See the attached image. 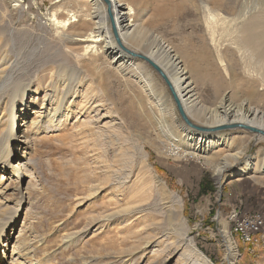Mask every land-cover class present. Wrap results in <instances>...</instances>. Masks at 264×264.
Wrapping results in <instances>:
<instances>
[{"label": "rangeland", "instance_id": "1", "mask_svg": "<svg viewBox=\"0 0 264 264\" xmlns=\"http://www.w3.org/2000/svg\"><path fill=\"white\" fill-rule=\"evenodd\" d=\"M13 1L0 0V30L5 31L0 36V57L17 75L24 73L33 80L49 76L67 55L70 67L92 77L81 92L89 86L93 98L100 97L103 103L98 125L85 127L93 123L95 114H82L76 107L79 98L64 126L39 135L26 126L43 113L45 91L35 81L24 106L16 103L15 135L26 118L22 129L27 131L31 149L26 150L29 165L21 179L12 169L1 172L0 167L5 186L9 185L0 192V221L15 218L1 238L0 264H202L187 249L190 241L213 264H230L226 242L239 248L233 264H264V248L252 252L230 235L234 209L264 217V171L230 177L237 165L227 170L223 182L214 174L222 157L243 150L242 161L257 156L254 164L262 168L264 140L246 144L254 132L223 130L219 132L228 133L230 142L214 146L209 155L194 151L197 141L183 131L193 129L185 124L168 85L151 66L137 60L134 69L125 66L120 71L101 53L103 43L97 44L96 54L86 55L84 44H71L63 37L91 33L95 22L90 17L95 11L91 0H19V8ZM122 1L134 13L131 20L139 40L128 42L132 51L146 53L153 44H164L180 67L187 69L207 114L217 109L223 95L234 106L247 103L248 85L253 81L263 83L258 86L262 98L250 103L264 112V64L253 62L247 47L240 44L241 26L247 24V0H232L231 9H219L212 0ZM58 8L62 19L68 9L77 19L89 20V26H75L60 36L47 22ZM195 120L203 121L199 115ZM18 137L9 144L14 168L24 161L21 142L25 139ZM112 197L119 201H111ZM177 209L184 224L173 217ZM139 210L146 212L137 215ZM149 241L155 243L147 245ZM22 244H27L24 251L30 253L29 261L18 256Z\"/></svg>", "mask_w": 264, "mask_h": 264}, {"label": "bare ground", "instance_id": "2", "mask_svg": "<svg viewBox=\"0 0 264 264\" xmlns=\"http://www.w3.org/2000/svg\"><path fill=\"white\" fill-rule=\"evenodd\" d=\"M91 2L93 3L91 5H93L94 7V9L93 8L92 9L95 10L93 14L91 13L92 16H90L91 20L95 21L91 33L89 32V34L87 35H83L82 33H79L78 35H74V36H72L71 34L70 35L65 34L63 37L67 39V41H69L71 44L73 43L84 44L85 45L84 50L86 55H89L91 53L96 54L98 47H100L97 46V44L103 43L104 46L103 48H101L102 49L101 53H103L106 57L110 58L111 64L117 65V67L120 68V71L123 70L125 66L128 67L134 66L137 60H141L139 59V56L144 57L145 59L155 64L167 77L170 84L174 88L177 100L179 101L188 121L195 127L205 129V132H201L193 128H192L193 130H188L187 128L183 129V131L187 133V136L190 139L192 140L195 139L197 141L198 147L194 148L193 149L194 151L197 150L203 151L205 154L209 155L214 146H217L219 143L221 142L223 143L224 141L225 143L230 142L231 137L230 135H227L228 133L216 131L218 128H223V127L228 128L227 130L241 128L246 131H249L253 129L254 135L246 138L247 140V142H245L246 144H250L253 141L262 142L264 140V112L260 111L261 109L259 110L252 107L250 103L254 99L262 96L258 93L259 92L258 86L261 87L263 83L261 84L258 81L256 82L253 81V83L248 85L249 87L247 92L249 98L247 103L243 102V104L241 105L239 104L238 106H234V104L229 100V98L227 99V96L223 95L218 103L217 109L215 108L216 110L207 114L205 110L206 108L204 109V107L198 101L197 98L198 94L196 95L194 93L195 87L193 81L191 80V77L188 75V72L186 71L187 69L185 70L182 67H180L181 62L178 61L175 55H172V52H170V50L163 48L161 46L162 43L160 45L153 44L152 50H149V52L147 51L146 53H142L138 51L137 53L135 50L132 51L131 47H129L131 43L133 42L135 43L137 42V40H139L138 34H136L137 37L134 35L136 33V30L134 29L136 25H133L134 22L131 20V16L134 15V13L133 10L129 7V5L125 4L122 0H91ZM232 2H233L232 0H212V4L217 6V8L219 9L223 7H227V9L228 8L231 9ZM246 2H247V13H246L247 24H243L241 26L240 44L247 47L246 49L248 52H250L253 62L255 60L262 65L264 64V0H247ZM13 3H15L14 7L17 8L21 7L19 4L21 2H19V0H14ZM59 8L62 9V7ZM239 9H241V6ZM58 10L53 11L50 18H48L47 22H48V27L50 26L54 28L55 30H57L56 32L60 31V36H61V32L63 33L68 32L73 28H75V26L80 29V28H86L90 24L89 20H87L86 18L82 17L81 19V17H78L77 19L75 17V14H70L71 11L68 9L67 11H65L67 13V15H65L66 18L62 19V17H60L62 15L60 13H62L63 9L62 11L60 10L58 11ZM176 10L177 7L172 9L169 14L173 15L176 12ZM242 11L243 10H241V12ZM241 12L240 14H238V16L241 15ZM244 12L246 11L244 10ZM108 14L112 15L113 21H111ZM3 34H5V31L0 30V36H2ZM128 42L131 43L128 45ZM67 54L69 53L67 52ZM71 56L72 54L70 55V57ZM67 58L69 57L65 55L66 61L64 62L62 60L64 62V63L62 62L63 64L61 63V65L57 68H51V70L49 71V76H43V77L41 76L40 78H37L38 77L37 76L35 77L37 78V80H34L35 78L32 80L30 76L23 75L24 73H22L21 75H17V73H15L12 70L13 68L9 65V63H6L5 59L0 57V167H2L1 172H4V169H12V174L15 177H18L17 178L18 180L21 179L19 176L23 174L24 169H26L29 165V159H28L29 155L28 156L26 155V150L31 149L30 140L29 138H27L26 135L27 133L26 129L27 128L32 129L35 135H39L45 133L47 134L49 130L51 131L57 130L60 126L61 127L64 126L65 119L68 121L71 114L70 107L76 104L77 99L79 98L81 100L80 104L76 106L79 109V111H81L82 114L86 113L87 115H89L91 112L95 114L93 123L92 124L87 123L85 127L90 128L93 127V125H98L100 123L102 117H99L100 116L99 108L102 107V103H103L102 99L100 97H98L97 99L93 98V94H92L93 92L91 91L92 88L89 86L87 88L88 90H86L85 93H82L80 90L81 88L83 89V84L87 83L88 78H92V77H88L86 75V72L83 70L70 67V65H68L67 63L68 62ZM58 59H60V57H58ZM143 63L145 65L147 64L145 61H143ZM24 78L25 80H23L22 82L19 81L20 79H24ZM33 82L36 83V86L41 87L42 90L45 91L44 93L45 95L41 100L42 102L41 109L44 111L41 115L40 114L37 115V119L28 123L26 129H22L25 127V124L27 122L25 120L26 118L23 117L22 122H24V125L20 126L21 129L19 128L17 130V134L15 135L16 125L19 124L18 122L19 115L17 116L15 114L16 103L18 102L19 104H23L24 106L26 93L31 90ZM145 85L149 86L148 84ZM25 111L27 115V110L25 109L22 110L23 113ZM198 115L203 120L202 123H198V121L195 120V117H198ZM110 129H113L114 131V128H110ZM19 134L23 135L24 136L23 138L25 139L24 142H21L23 145H25V150L23 153L24 161L18 163V166L14 168L10 164L13 151L9 148V144L12 143L14 139L18 140ZM97 134L99 135V133ZM1 138L2 141L4 138V142L1 141ZM231 145L232 144H229V147ZM225 147H228V145L226 144ZM245 156H246L245 150L236 151L234 153H228L227 155L222 157L221 159L222 163L214 167L215 176L221 182H223L224 175L227 173V170L237 165L239 167L237 168L235 174H230V177H234V175L236 174L239 175L238 177H241V175L248 174L249 171L252 172L254 171L253 172L254 175L263 173L264 166L259 169L258 165L254 164V162L258 159L257 156L256 157L253 156L251 158L246 159L245 161H242L245 158ZM5 180L6 179L2 175H0V192H5L9 187V185L5 186ZM146 187L147 186H145L144 188L146 189ZM163 190H164L163 192L167 193L165 188H163ZM134 191H137V189H135ZM114 193L117 194L119 193V191L115 190ZM174 199L176 200L177 205L180 206L176 197ZM112 200L116 202L119 201L117 200L116 197H112L111 201ZM108 203L110 204V202ZM131 208L133 207H130V209ZM119 209H121V207ZM119 211L118 214H124L125 212V211L123 212L122 211L119 212ZM177 211L178 212H176V214H174L173 217L176 219V221L180 222V224H184L181 218V213L179 212L178 209ZM145 212H146L145 210L144 211L139 210L137 212V215ZM14 219H15L14 217H10L8 219L5 218L0 221V243L5 229L8 227L10 223H13ZM150 241L149 243H147V245H151L152 243H155ZM163 243L162 245H164ZM226 243H228L226 246L227 248L226 259L230 264H233L237 259L236 249L231 244H229L230 242H226ZM188 246L189 247H187V249H189L190 253L196 256L199 259V261H201L202 264H213L211 260H209L200 250H198L192 245L191 241L189 242ZM22 247L23 250L19 251L18 256L20 258H24L26 261H29L30 253L24 251L25 249L27 250V244L24 245L22 244ZM43 263H45V261Z\"/></svg>", "mask_w": 264, "mask_h": 264}, {"label": "built area", "instance_id": "3", "mask_svg": "<svg viewBox=\"0 0 264 264\" xmlns=\"http://www.w3.org/2000/svg\"><path fill=\"white\" fill-rule=\"evenodd\" d=\"M230 221L233 226L230 235L235 236L238 243L247 248L251 247L252 252L264 248V217L260 213L243 215L241 208H236L230 214ZM236 253L239 256L238 247Z\"/></svg>", "mask_w": 264, "mask_h": 264}, {"label": "water", "instance_id": "4", "mask_svg": "<svg viewBox=\"0 0 264 264\" xmlns=\"http://www.w3.org/2000/svg\"><path fill=\"white\" fill-rule=\"evenodd\" d=\"M110 19L111 21H113V18H112V15L110 14ZM139 59L145 61L149 66H151L161 77L162 79L166 82V84L168 85L173 97H174V101H175V104H176V107L178 109V112L181 116V118L183 119V121L185 122V124L193 129H197L198 131H201V132H205V129L204 128H199V127H195L193 126L189 121L188 119L186 118L185 114H184V111L179 103V101L177 100V97H176V93L174 91V88L172 87V85L170 84L169 80L167 79V77L163 74V72L155 65L153 64L152 62H150L149 60L145 59L144 57H140L139 56ZM228 128H218L216 131H223V130H227ZM249 131H253L254 130H249Z\"/></svg>", "mask_w": 264, "mask_h": 264}]
</instances>
